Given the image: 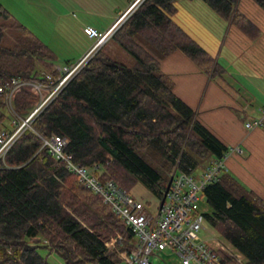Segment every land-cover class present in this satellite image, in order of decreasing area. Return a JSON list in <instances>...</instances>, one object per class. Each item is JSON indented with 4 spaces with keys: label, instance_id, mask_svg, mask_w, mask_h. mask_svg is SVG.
<instances>
[{
    "label": "trees",
    "instance_id": "trees-1",
    "mask_svg": "<svg viewBox=\"0 0 264 264\" xmlns=\"http://www.w3.org/2000/svg\"><path fill=\"white\" fill-rule=\"evenodd\" d=\"M178 1L142 0L136 5L108 40L133 58L132 66L114 60L105 43L0 161V264H51L43 250L64 264H121L104 245L117 233L122 250L133 248L131 228L50 155L41 138L62 137L73 163L88 168L99 181L130 193L138 184L158 200L174 171L190 173L228 155L229 148L176 96L172 80L161 72V61L180 51L210 79L226 73L174 21ZM201 1L251 42L261 37L259 27L239 9L240 0ZM251 1L264 11V0ZM0 17L12 18L1 4ZM9 28L18 32L11 48L2 45ZM55 60L24 25H0V87L12 78L41 81L42 69L56 75ZM29 96L18 92L16 114H28ZM5 109L0 95V129L8 131ZM202 197L210 208L205 221L244 258L237 263L222 254L218 264H264V198L225 168Z\"/></svg>",
    "mask_w": 264,
    "mask_h": 264
},
{
    "label": "built area",
    "instance_id": "built-area-1",
    "mask_svg": "<svg viewBox=\"0 0 264 264\" xmlns=\"http://www.w3.org/2000/svg\"><path fill=\"white\" fill-rule=\"evenodd\" d=\"M141 1L133 3L107 31L100 32L95 28L85 27L84 35L93 40L94 44L81 60L60 68L55 67L56 75L45 73L41 81L12 78L7 85L0 87V95L3 96L6 109L12 117V129L8 131L0 129V161L21 133L30 128L34 118L52 102L86 60L108 42L116 28ZM22 91L30 94L28 102L31 103V108L24 117L16 114L13 104L18 92ZM259 111L261 118L246 123V129L261 127L264 121V108ZM41 139L42 147L47 148L50 155L64 162L66 168L76 174L81 184L101 197L115 216L131 228L134 234V241L131 243L133 248L120 254L121 264H150L148 255L154 251L172 253L178 258L179 264H218L222 254L233 258L237 263L244 261L243 256L235 249L233 252L220 242L211 246L199 236L206 222L205 213L201 210L202 191L208 184L218 179L225 168L228 155L219 161H211L198 174L197 169L190 173L174 171L170 175L162 199L152 208L149 202L141 203L132 193L110 181L101 182L88 168L74 164L71 156L65 153V141L62 137ZM115 241L105 242L104 245L110 251H115Z\"/></svg>",
    "mask_w": 264,
    "mask_h": 264
},
{
    "label": "crops",
    "instance_id": "crops-1",
    "mask_svg": "<svg viewBox=\"0 0 264 264\" xmlns=\"http://www.w3.org/2000/svg\"><path fill=\"white\" fill-rule=\"evenodd\" d=\"M127 1L128 4L123 6L122 14L137 2V0ZM179 2H185L184 7H189L188 11L191 12L189 16L191 19H188L186 24L174 18L177 12L172 17L183 31L200 44L201 41L198 42L200 38L193 31L197 26L201 27L211 49H207L205 44L202 48L210 56L214 55L212 51L217 50V56L213 57L221 65L222 60L227 61V55L241 57L255 69L257 75L249 82L243 79L244 83H248L251 90L254 89L252 84L264 89V82L261 80L264 79V11L251 0L239 1V9L262 32L258 40L251 42L239 31L230 29L229 23L216 16L201 0H179L176 3L178 7ZM111 7H106L104 11L99 10L100 15L110 18L108 24L95 20V25L83 24L86 25L83 28L89 26L100 32L110 29L118 20H113L114 11ZM222 55L224 59L221 58ZM161 72L172 80L176 96L191 107L196 112L197 119L229 148L225 169L245 188L264 198V127L252 130L245 128V124L249 123L248 119L254 121L261 118L259 110L264 108V91L262 95H257L248 91L245 86V88L240 86V80L227 82L225 76L228 73L227 69L222 82L218 80L220 78L210 79L180 51L173 52L161 61ZM43 256L47 257L51 264L52 262L64 264L61 258L47 250H43Z\"/></svg>",
    "mask_w": 264,
    "mask_h": 264
},
{
    "label": "rangeland",
    "instance_id": "rangeland-1",
    "mask_svg": "<svg viewBox=\"0 0 264 264\" xmlns=\"http://www.w3.org/2000/svg\"><path fill=\"white\" fill-rule=\"evenodd\" d=\"M133 0H130V2ZM186 1V0H184ZM185 2H179V7L177 4L176 9L177 14L174 18L177 21H184L186 24L188 19H191V12L188 11L189 7H184ZM0 4L9 12L12 16L10 20H5L0 17V25H10L15 22H18L28 28L35 37L39 38L44 44H46L50 50L56 55V60L54 62V67H63L70 63L76 62L82 58L86 52L94 44V41L89 39L84 35L83 24H96L95 20H99L104 24L110 22V18L102 16L99 14V10H103L106 7L112 6L114 19L116 20L124 12L125 4H128L127 0H0ZM127 18V17H126ZM124 21V20H123ZM196 28V27H195ZM192 30V29H190ZM196 36L200 38V46L206 45L207 49L210 48V45L207 40V36L202 32L201 27L194 30ZM18 35V32L13 28H9L5 31V34L2 39V45L7 48H11L15 44V38ZM214 46L215 44L211 42ZM105 52H107L114 60L130 67L134 63L133 58L123 51L119 46H117L112 41L107 42L104 46ZM212 51V50H211ZM217 50L212 51L213 56H217ZM226 60H222V65L227 69L228 73L225 75L227 82L229 80H240V86L246 87L250 92H254L257 95H262L264 89L256 87L251 90L248 83L245 81H250L257 77L255 69L249 66V64L241 57L236 55H227ZM221 58L224 59L222 55ZM43 74L49 73L42 69ZM233 78V79H232ZM243 79H246L243 81ZM220 82L223 79H218ZM264 82V79H261ZM244 87V88H245ZM228 89V88H227ZM231 90V89H229ZM7 118L5 121L6 128L12 129V117L5 109ZM20 116V115H19ZM22 117V116H21ZM260 118V117H259ZM244 120V117H243ZM249 122H252L253 119H248ZM263 125L260 127L261 129ZM264 129V128H263ZM202 167L198 168L196 174L200 173ZM133 197L142 202H149L152 208L158 205V199L151 195L147 190H145L141 185H135L132 190H130ZM204 201V202H203ZM201 205V210L204 213H209L210 208L207 205L206 201L203 200ZM201 239L205 240L211 246H215L216 242H220L225 246H228L230 250L234 252V248L228 244L223 238L216 232V230L205 222L204 229L199 233ZM116 240L114 243L115 253L120 260V254L124 253L126 250H122L123 245L122 237L120 234L107 242ZM46 243V242H44ZM10 254V252H9ZM150 264H179L178 258L168 251L164 252H152L148 255ZM58 257V256H57ZM60 258V257H59ZM56 264L55 262H52Z\"/></svg>",
    "mask_w": 264,
    "mask_h": 264
},
{
    "label": "bare ground",
    "instance_id": "bare-ground-1",
    "mask_svg": "<svg viewBox=\"0 0 264 264\" xmlns=\"http://www.w3.org/2000/svg\"><path fill=\"white\" fill-rule=\"evenodd\" d=\"M99 197V196H98Z\"/></svg>",
    "mask_w": 264,
    "mask_h": 264
}]
</instances>
